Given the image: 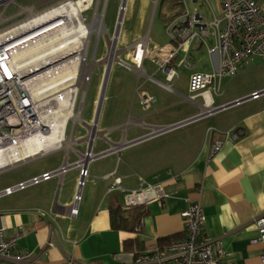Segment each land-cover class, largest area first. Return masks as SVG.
I'll list each match as a JSON object with an SVG mask.
<instances>
[{"label":"crops","instance_id":"obj_1","mask_svg":"<svg viewBox=\"0 0 264 264\" xmlns=\"http://www.w3.org/2000/svg\"><path fill=\"white\" fill-rule=\"evenodd\" d=\"M205 1L212 17L204 16L209 21L221 17L220 0ZM213 45L214 38L206 36L204 43L194 51L206 48L211 69L207 73L215 71L219 65V55H210L207 51ZM155 66L156 73L164 75ZM149 80L156 84L157 80ZM218 84L220 92L214 96L215 107L241 102L211 117L173 129L167 139L157 138L165 132L148 136L158 128L198 115L201 100L193 104L183 99L197 109H177L160 124L146 123V118L154 113H140L141 109L146 110L140 107L139 91H136L135 118L120 108L119 124L99 131L107 148L94 151L92 145L95 155L111 152L89 162L85 189L75 217L70 216L69 209L78 193L79 171L76 169L61 178L54 177L15 192L13 194H19L17 199L0 206V228H4L6 237L19 227L27 230L17 241L16 251L30 252L36 264H134L136 255L159 248L160 239L172 236L177 238L174 241L183 239L181 215L191 202H198L206 218L203 233L220 245L225 261L262 264V247L252 243L258 236L252 219L264 214V96L257 100H248V97L264 89V60L250 57L233 77H222ZM157 103L156 100L152 106L165 109L171 105ZM235 127L242 130V136L226 143L218 155L210 158V139L219 138ZM112 131L119 133L113 138L103 137ZM86 136L76 140V146L81 143L87 146ZM58 164L42 168L24 182L55 170L62 163ZM116 179L120 180V188L109 191ZM147 186H160L167 197L127 211L126 229L114 230L110 210L125 208L124 195Z\"/></svg>","mask_w":264,"mask_h":264},{"label":"built area","instance_id":"obj_2","mask_svg":"<svg viewBox=\"0 0 264 264\" xmlns=\"http://www.w3.org/2000/svg\"><path fill=\"white\" fill-rule=\"evenodd\" d=\"M179 2L184 9V13L177 16L178 18L174 17L169 24L167 23L166 27L167 35L173 45L161 49L157 53L156 59L152 60V63L157 65L158 69L164 73L165 82L169 85L158 81H155V83L170 93L180 95L173 88L178 79L174 66H184L192 70L187 86L188 97L183 96V98L193 104L197 102V99H200L201 112L197 116L195 115L170 127L158 128L148 138L158 132L170 131L167 129H177L182 125L210 117L219 111L231 107H228V105L221 108L214 106V96L220 92L218 83L221 78L233 77L237 69L252 56H258L264 60V0L259 2L258 0H220L221 17L214 18L211 21L201 13H198L197 8L194 7L197 0H179ZM189 5L192 6V9L189 8ZM125 7L126 3L124 6L121 4L120 13L125 12ZM5 10L0 13V154L2 153L0 157V174L37 158L60 151L67 144L74 143L75 128L78 124L83 125L82 106L84 98L82 96V100L78 102V95L79 91H84L85 88L82 84L78 87L75 86L77 75L75 76L74 84L68 87L67 97H69V102L71 96L76 94L73 106L64 103L63 107H61L62 103L60 101L66 97L61 92V89L48 90L47 94L43 93L44 95L42 96L40 94L36 95L35 90L40 85L43 86L49 83L51 76L57 71L56 67L64 66L63 62L65 61L70 62L69 66L71 67L72 63L77 62L79 64L80 61H82V67L90 64L87 61L90 37L84 35L80 38L79 47L73 48L62 55H42L40 58L36 56L27 70L23 71L19 61L14 59L16 54L22 50V46L17 48L13 46L17 45L21 40L15 41L28 31L13 29L23 19L12 23L10 26H3L12 19V17H5ZM34 10L37 11L36 9ZM19 13H21V10ZM28 17L29 15L26 18ZM55 20L57 18L45 21L37 28H43ZM85 22L87 23L86 19ZM206 36L214 38V45L207 49L208 53L210 55H219L218 68L211 73L194 71V64L190 57L191 50L194 48L196 50L197 47L202 45ZM118 37L119 34L117 37L114 34L113 39H110L111 47L107 52L106 58L107 61H110L109 63H113L117 59L119 50L116 49V52H112V45L114 41L115 46L117 45ZM39 41L41 40L35 39V42ZM139 51L140 58L137 61L136 53ZM180 52L182 53V58L175 64V59ZM141 53L144 54V57L141 56ZM148 53L147 36L140 38L133 44L131 53L133 66L131 68L139 76L141 74L145 75L142 70L144 69V61ZM111 57L112 59L110 60ZM88 70L89 67L87 70L81 71L79 77L86 79ZM86 84H88L87 80ZM74 89H76V93ZM263 96L264 89L252 93L248 100H257ZM139 101L144 109H148L156 102V98L153 95L144 93L139 95ZM240 102L236 101L233 105H238ZM77 104L78 108H76ZM66 109H72L75 117L66 118L65 123H62V125L66 124V126L62 140L58 145H53L51 149L43 150L44 152L38 153L35 157L11 163L9 158L12 155H19L18 152L23 150L21 145L23 141H30L33 138L47 140L48 135L52 131L55 117L61 112H66ZM92 127L90 126L91 129ZM242 134V130L239 127H235L223 132L219 138H211L209 141V157L212 158L218 155L226 143L236 141ZM70 137L73 140L72 142L69 140ZM64 138L70 143H65ZM94 138L95 136L92 134H89L86 138L87 148L84 154L77 152L75 147L69 148L67 152L65 151L63 162L59 168L45 172L38 177L13 187L5 188L0 191V198L10 196L15 192L48 181L54 177L61 178L72 167L78 168L80 173L78 193L74 198V207L70 212V215L75 217L78 212L77 207L80 201L81 189L85 178L88 176L87 166L89 162L111 152V150H107L99 155L93 154L92 144ZM76 144L75 140V146ZM70 152L78 156V160L74 163H69L68 161ZM119 188L120 180L116 179L110 186L109 191ZM165 197L167 195L164 194L160 186H147L139 189V191L125 194L124 206L125 208L137 207L146 205L152 200L160 201ZM181 216L184 220V238L172 242L162 251L155 247L136 255L134 264H236L225 261L223 259L224 252L220 245L203 233L206 218L198 202H191ZM252 221L258 233L252 243L261 245L260 260L264 264V214L254 217ZM26 234L27 230L25 227H19L12 235L6 237L4 228H0V264H36L30 252L16 251L17 241Z\"/></svg>","mask_w":264,"mask_h":264},{"label":"rangeland","instance_id":"obj_3","mask_svg":"<svg viewBox=\"0 0 264 264\" xmlns=\"http://www.w3.org/2000/svg\"><path fill=\"white\" fill-rule=\"evenodd\" d=\"M59 1L61 0H5L4 4L0 6V13L6 9L4 13L5 17H12V19H10L3 26H10L12 23L26 19L28 13H19L21 7L34 8L37 11H40L52 4H56ZM96 2H98V6L94 4L93 7L83 15L84 18H86V21H89L94 13L96 5L98 13L100 15L103 14L102 20L104 32H101L98 35L94 33L89 39V56L87 61L88 64L90 63V68L88 70V76H86L88 84H86L84 91H79L78 95V102L82 100V96L84 98L82 106V122L84 125L78 124L74 133L75 140L82 139L86 135L91 134V128L87 126L93 125L94 120L97 119V125L95 127V132H97L94 135V143L92 144L94 151L104 150L107 148L106 142L101 137H99L102 136L99 131H103L105 128H113L119 124L120 118L118 114L120 108L125 109L124 113L126 115H131V118H135L136 107L138 106L136 91H139L138 95L144 94L145 92L153 95L158 101L157 104L160 102L171 104L165 109H160V106L157 105L154 107L151 106L148 109H144L140 105V107L146 110V112H143V110L140 108V113L142 115H147L150 112L154 113L152 116L150 115L148 118H146V123L160 124L159 122L175 113L177 109H197V107L193 106V104L183 100V96L188 97V76L192 70L187 69L184 66H174L178 75L174 90L180 93L182 96L168 93L162 87L152 83L149 80V78H153L162 84L169 85L165 82L163 74L160 72L156 73L157 67L151 63V59H154L161 49H165L170 45H173V42L171 43V40L166 32L167 23L169 24L171 21H167V18L174 12H176L175 17L184 13V9L179 0H127L122 23L118 31V42L115 46V48L120 51L118 53L117 59L108 65L105 60L107 58V52L111 47L110 39H113V35L116 34L115 32H117V23L120 16V6L122 0H95V3ZM194 7H196L202 15H205L208 18L212 17L211 12L209 11V5L205 0H198ZM189 8L192 9V6L189 5ZM145 35L148 38L149 50L148 57L144 61V69L142 70V73L145 72V75L141 74V76L137 77L131 68V66H133V62L131 58L128 57V54L131 49L130 46ZM208 43L211 46L210 40H208ZM194 51H196L195 48L191 50L192 55L190 56L191 61L195 66L194 70L199 72L210 71L209 57L206 53V48L203 47L200 52ZM181 58L182 53L180 52L175 59V64H177ZM109 65L111 66L106 79L107 82L105 91L103 93L102 84L104 78L106 77V71L108 70L107 67ZM196 101H198V99ZM198 103H200V101H198ZM174 104H176V106ZM232 106L233 105H231V107ZM76 108H78V104ZM97 109H99L98 115ZM147 110L149 112H147ZM117 130H119V128ZM112 132L107 134L102 133L103 137L109 136L113 138L119 133L118 131ZM172 132L173 130L165 132L161 135H158L157 138L167 139L170 137V133ZM140 133L146 132L140 131ZM75 140L73 144H67L60 151L51 153L41 157L40 159L24 163L23 165L14 167L4 173H1L0 191H3L4 188L13 187L19 182H24L26 178L36 174L42 168H47L52 165L54 166L55 164L62 163L65 151L67 152L71 147H75L77 152L83 154L86 151L85 148H87V146L85 143L75 146ZM69 154V162H73L75 158H78V156L75 154L73 156L72 152ZM72 169L78 170V168L73 167ZM72 169H69L67 173ZM68 175H70V173ZM87 187L88 183L86 188ZM84 189L85 188L83 185L80 197H82V192ZM18 196L19 194L16 193L10 197H3L0 199V206H5V204L17 199Z\"/></svg>","mask_w":264,"mask_h":264},{"label":"bare ground","instance_id":"obj_4","mask_svg":"<svg viewBox=\"0 0 264 264\" xmlns=\"http://www.w3.org/2000/svg\"><path fill=\"white\" fill-rule=\"evenodd\" d=\"M94 4L98 6V2L95 3V0H61L56 4H52L40 11H35L34 8L21 7V12L28 13L29 17L15 25L13 29L15 28L17 30L28 32L17 39L15 42L19 40L21 41L13 47L17 48L22 46V50L14 57L16 61H19L22 70L26 71L31 64V61L36 56L40 58L42 55H62L68 51H71L73 48L75 49L76 47H79L80 38L84 35L90 37L94 33L98 35L101 32H104L102 20L103 14L100 15L98 13L96 5L91 19L87 21V23L85 22L86 18H84L83 14L91 9ZM123 16L124 12H121L120 19L117 23L116 37L117 34H119L118 31L121 26ZM55 18H57V20L52 21L47 26L40 29L37 28L45 21ZM35 39H39L41 41L35 42ZM112 52H116L115 41L112 45ZM141 56L144 57V54L141 53ZM136 58L137 61H139L140 51L136 53ZM111 59L112 57L110 58V60ZM152 60L155 59H151V63ZM81 62L82 61H80L79 64H77V62H74L72 63L71 67L69 66L70 62L65 61L63 62L64 66H57L56 73H54L50 78L51 81L44 84L43 86L40 85V87L35 90L36 95L40 94V96H42L44 94H47L48 90L55 91V89H61V92L66 95V97L62 101H60L62 103L61 107H63L64 103H68L69 106H73V100L75 99L76 94H73L71 96V100L69 102V97H67L69 92L68 87L74 84L76 75L77 78L75 86L78 87L82 84L85 87L86 79L79 77V74L81 71L87 70L90 66L86 65L82 67ZM105 62L110 64V61L105 60ZM107 76L108 74H106L104 80V87L106 86ZM74 92L76 93V89H74ZM69 117H75V113L72 109H66V112L57 114L55 120L53 121L52 131L48 135L47 140L44 141L33 138L30 141H23L21 143L23 150L18 152L19 155H12L9 158L11 163H13V161L17 162L23 159L35 157L38 153L44 152L43 150L51 149L53 145H58L62 140L63 132L66 126V124L62 125V123H65L66 118ZM90 132L93 136L96 134L95 125L92 127ZM69 140L70 142L73 141L71 137L69 138ZM64 141L65 143H70L66 139ZM73 207L74 205L70 207L69 212L72 211Z\"/></svg>","mask_w":264,"mask_h":264},{"label":"trees","instance_id":"obj_5","mask_svg":"<svg viewBox=\"0 0 264 264\" xmlns=\"http://www.w3.org/2000/svg\"><path fill=\"white\" fill-rule=\"evenodd\" d=\"M175 16H176V12H174L171 16H169L167 20H172ZM131 209H134V208H130V209L129 208H123L122 209V208L118 207V208L110 210L111 224H112V228L114 230L126 229L127 219L125 217V214L127 211H129ZM175 238H176L175 236H172V237L160 239L158 241L159 249L161 251L164 250L168 245H170L172 242H174ZM175 241H177V240H175Z\"/></svg>","mask_w":264,"mask_h":264},{"label":"water","instance_id":"obj_6","mask_svg":"<svg viewBox=\"0 0 264 264\" xmlns=\"http://www.w3.org/2000/svg\"><path fill=\"white\" fill-rule=\"evenodd\" d=\"M4 2H5V0H0V6L3 5ZM125 2H126L125 0L122 1V3H121L122 6L125 5ZM121 10H122V9H121ZM119 19H120V16H119ZM119 19H118V20H119ZM107 69H108V67H107ZM104 80H105V79H104ZM104 80H103V84H102V92H103V93H104V91H105V87H106V86L104 87ZM101 101H102V100H101ZM235 103H236V102H235ZM233 104H234V103H232L231 105H233ZM231 105H228V107L231 106ZM98 113H99V109H97V115H98ZM96 123H97V119L94 120L93 125H94V124L96 125ZM93 125H92V126H93Z\"/></svg>","mask_w":264,"mask_h":264},{"label":"clouds","instance_id":"obj_7","mask_svg":"<svg viewBox=\"0 0 264 264\" xmlns=\"http://www.w3.org/2000/svg\"><path fill=\"white\" fill-rule=\"evenodd\" d=\"M116 33V32H115ZM146 36V35H145ZM144 37V36H143ZM120 51V50H119ZM117 57H118V55H117ZM111 66V65H110ZM108 69L110 70V67L108 66ZM109 72H108V70L106 71V74H108ZM105 79V78H104ZM97 124V123H96ZM84 125V124H83ZM87 127H90V126H87ZM91 127H92V125H91ZM97 132V131H96ZM168 132V131H167ZM88 137V135L86 136V138Z\"/></svg>","mask_w":264,"mask_h":264}]
</instances>
